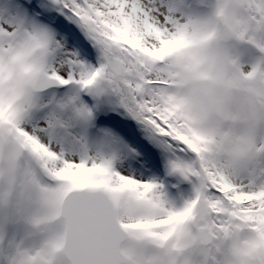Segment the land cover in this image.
I'll return each instance as SVG.
<instances>
[{
  "label": "snow or ice",
  "instance_id": "obj_1",
  "mask_svg": "<svg viewBox=\"0 0 264 264\" xmlns=\"http://www.w3.org/2000/svg\"><path fill=\"white\" fill-rule=\"evenodd\" d=\"M0 264H264V0H0Z\"/></svg>",
  "mask_w": 264,
  "mask_h": 264
},
{
  "label": "rangeland",
  "instance_id": "obj_2",
  "mask_svg": "<svg viewBox=\"0 0 264 264\" xmlns=\"http://www.w3.org/2000/svg\"><path fill=\"white\" fill-rule=\"evenodd\" d=\"M245 71H247V69H245Z\"/></svg>",
  "mask_w": 264,
  "mask_h": 264
}]
</instances>
